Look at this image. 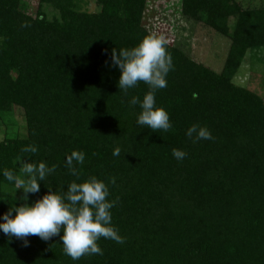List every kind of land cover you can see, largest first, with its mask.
Masks as SVG:
<instances>
[{"label": "trees", "instance_id": "obj_1", "mask_svg": "<svg viewBox=\"0 0 264 264\" xmlns=\"http://www.w3.org/2000/svg\"><path fill=\"white\" fill-rule=\"evenodd\" d=\"M95 1L100 11L89 13L77 0H39L33 16L21 0H0V120L18 111L27 128L25 137L0 141V215L24 203L3 171L20 175L18 159L43 161L56 170L27 203L95 176L108 185L107 199L118 201L112 224L124 243L101 238L102 255L73 261L63 232L48 241L29 236L27 247L0 232V264H264V96L234 83L247 53L264 49V5L181 0L183 18L230 47L218 73L166 40L174 71L155 106L173 128L153 132L137 125L141 109L129 103L148 86L125 93L111 66L113 49L153 34L144 26L148 0ZM45 6L57 15L50 18ZM193 124L214 140L188 139ZM29 145L38 151L24 152ZM173 148L186 158H173ZM72 151L85 153L78 180L66 166Z\"/></svg>", "mask_w": 264, "mask_h": 264}, {"label": "clouds", "instance_id": "obj_2", "mask_svg": "<svg viewBox=\"0 0 264 264\" xmlns=\"http://www.w3.org/2000/svg\"><path fill=\"white\" fill-rule=\"evenodd\" d=\"M22 26L26 27L27 24ZM167 43L163 36L150 34L135 47L111 51V66L118 68L120 72V90L127 93L139 82L148 86L149 91L142 100L134 96L129 103L139 105L141 109L137 116V125L147 126L153 132H169L173 128L168 112L155 106L156 92L167 86L166 77L170 71H174ZM185 135L193 141L214 140L210 130L198 124L187 128ZM23 151L36 153L38 148L36 145H29ZM113 155L119 156L120 149L116 148ZM172 156L177 161H182L187 153L173 148ZM84 161L83 151H72L66 158V166L77 180L80 178L78 166ZM17 163L20 164V175L11 170L3 171L2 175L13 183L17 190H22L20 199L24 203L19 207H9L6 213L0 215V232L9 238L22 240L25 247L29 246V236L48 241L63 232L60 236L63 251L73 261L84 255H102L103 251L97 243L101 238L113 240L118 244L124 243V238L112 224L111 209L118 201L107 199L110 195L109 187L103 180L92 176L82 183L73 181L67 186L66 192L57 193L50 190L48 194L29 205L28 194H38L41 182L55 172L56 166L49 167L43 161L37 164L21 159H18ZM109 183L114 185L115 178H110Z\"/></svg>", "mask_w": 264, "mask_h": 264}, {"label": "rangeland", "instance_id": "obj_3", "mask_svg": "<svg viewBox=\"0 0 264 264\" xmlns=\"http://www.w3.org/2000/svg\"><path fill=\"white\" fill-rule=\"evenodd\" d=\"M249 8L264 5V0H237ZM27 13L35 15L39 0H21ZM81 11L95 13L100 7L95 0H77ZM181 0H148L144 26L153 34L163 36L171 44L181 47L196 62L221 72L228 55L230 41L201 23L186 20L180 13ZM50 18L57 15L55 9L45 6ZM234 83L264 96V49L249 51ZM264 101V100H263ZM13 111L0 120V141L25 137L27 128L23 116ZM19 195V190L8 189Z\"/></svg>", "mask_w": 264, "mask_h": 264}]
</instances>
